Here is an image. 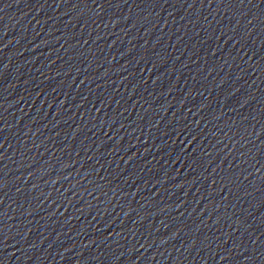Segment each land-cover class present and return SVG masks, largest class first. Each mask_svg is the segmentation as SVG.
I'll return each instance as SVG.
<instances>
[{
	"label": "water",
	"instance_id": "obj_1",
	"mask_svg": "<svg viewBox=\"0 0 264 264\" xmlns=\"http://www.w3.org/2000/svg\"><path fill=\"white\" fill-rule=\"evenodd\" d=\"M100 2L0 0V261L264 264V5Z\"/></svg>",
	"mask_w": 264,
	"mask_h": 264
},
{
	"label": "snow or ice",
	"instance_id": "obj_2",
	"mask_svg": "<svg viewBox=\"0 0 264 264\" xmlns=\"http://www.w3.org/2000/svg\"><path fill=\"white\" fill-rule=\"evenodd\" d=\"M96 2V0H93V3H95ZM125 2H126V0H125ZM219 2H221V3H228L229 5H239V7H241V6H243L244 4H245V0H219ZM104 3H108L109 4V6H111V4H110V0H101V2L99 3V4H97V7L98 8H100V9H102V4H104ZM201 3H203V0H201ZM212 3V0H209V4H211ZM248 4L249 5H251V6H253V7H255V8H257V9H260L261 8V5H264V0H248ZM189 7H192V5H189ZM239 7H237V8H239ZM254 19H259V17L258 16H255V17H253ZM232 37H229V39H231ZM221 115H223V114H221ZM219 117H215V119H218ZM215 126V125H214ZM225 135H227V133H225ZM0 148H3V145L2 144H0ZM3 152H0V157H3ZM98 162V161H97ZM257 171H259V169H257ZM5 180H6V176H5V174H3L2 172H0V192H2V190L5 188V187H7L8 185L5 183ZM231 182V181H230ZM34 187H35V185H34ZM97 188L99 189V185H97ZM21 191V189H17V192H20ZM86 191H87V189H86ZM89 194H91V193H89ZM106 194V193H105ZM113 194H115V193H113ZM4 195H6V193H4ZM4 204V200L2 199V198H0V205H3ZM0 215H6V213H2V212H0ZM237 221H241V219H239V220H237ZM244 223V220H242L241 221V224H243ZM0 233H2V230H0ZM5 239H7V237H5ZM207 239V238H206ZM0 243H2V242H0ZM6 246V245H5ZM233 247L235 248V247H237V245H233ZM131 250V249H130ZM231 255V253L230 252H228V253H226L225 255H221L220 256V259L221 260H225V259H227L229 256ZM0 264H3V261H0Z\"/></svg>",
	"mask_w": 264,
	"mask_h": 264
}]
</instances>
